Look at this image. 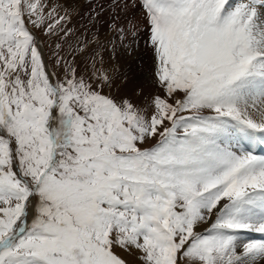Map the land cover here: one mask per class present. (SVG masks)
<instances>
[{"label": "rangeland", "instance_id": "rangeland-1", "mask_svg": "<svg viewBox=\"0 0 264 264\" xmlns=\"http://www.w3.org/2000/svg\"><path fill=\"white\" fill-rule=\"evenodd\" d=\"M138 1L0 0V241L27 184L38 197L32 226L0 264H219L204 259L202 242L222 256L230 242L255 243L239 235L259 230L237 222L241 233L225 235L218 216L228 206L218 208L197 171L221 152L222 117L243 123L228 84L255 63L237 47L255 8L155 0L163 25L151 40L143 9L152 0ZM262 15L249 38L256 56ZM224 93L229 104L219 103ZM220 179L226 191L231 179ZM251 195L239 214L261 211ZM188 208L203 219L183 221Z\"/></svg>", "mask_w": 264, "mask_h": 264}, {"label": "bare ground", "instance_id": "bare-ground-1", "mask_svg": "<svg viewBox=\"0 0 264 264\" xmlns=\"http://www.w3.org/2000/svg\"><path fill=\"white\" fill-rule=\"evenodd\" d=\"M138 3L140 2L138 1ZM143 10L146 12L148 16V21L151 26V32L148 33L149 35L148 37H150L152 40V36H154L155 34L153 33L154 26L152 22V17L147 13L145 9ZM256 13H258V15H256ZM256 13L253 15V18L255 20L254 25L251 26L249 24L248 28L246 27L247 28L246 37L248 43H250V46L252 43L249 41V38L253 35L254 28L258 24L261 13H263L262 16H264V9H259L256 11ZM260 36H261V40L264 39V32L263 34L261 33ZM261 47L264 50V43L262 44ZM254 53L250 51L248 54H246L247 57L253 58V60L255 61L254 65H249L247 62V64L241 65L240 69L246 70V69L254 68L257 69V71H263L264 62L256 60L255 58H259L261 56H256ZM219 55L221 56V51H219V48L214 47L211 53L208 55V59L210 57V62L212 65L218 60ZM206 61L203 64L205 69L208 66L205 64ZM44 62L45 65L47 66V62L45 59ZM224 65H225L224 63L218 65L217 70H221L225 72ZM218 77L219 76H214L213 78H218ZM237 78H235L236 80L234 79L229 82L228 89H231L230 86L232 85V83H234V86H232L231 90H235V92H232V94H235V96L239 95V99L236 100L237 101L236 104L233 103V107L237 108L235 111L236 112L238 111L237 116L239 117V119L242 122H244L248 127L252 128L251 131H248L249 136H248V132L243 129L242 132L244 138L242 142L244 144H239V142H236L234 134L231 130L228 131L226 128H220L219 132L222 133L221 135L222 144L221 146H219L221 148V152L215 151L213 155H211L212 157H210L209 160L205 159L201 163L197 171L202 172L204 175L208 177L207 179L208 189L212 191L215 189V191L212 192V195L213 197H216V199L218 200L217 201L219 205L218 208L219 209L222 208L223 210L225 207L228 206V208L222 214H220V216H218L220 217L219 218L220 221L218 222V225L221 227V229L223 228V230L230 233V234L227 233L224 234L231 235L232 232H235L237 234L241 233L239 232L240 229L237 230L238 227H236L233 224L236 222L237 225L241 227V229H246V227L248 229L251 227L258 229L259 231H254L249 229L251 232L255 233L252 234L251 236L248 234V232L246 234L245 232L242 231L243 235L240 234L238 239L240 240L241 236H243L246 240L250 242H255L254 244H257V248L254 247V244H252L250 247H240L239 245H235L234 243H232L230 246L229 245L231 243L230 242L227 245L226 249L228 248V250H230L231 253H228L227 251V253L223 254L225 256L224 257L222 256V253H218L220 251H223L224 250L223 248H218V247L214 248V246H210V243L207 242H202L201 244H204L203 247L205 246L206 247L205 249L207 251V253H203L205 254L204 259H209L211 258V255H214V259L216 260V262L218 260L222 261L219 264H264V206L260 205L259 203H254L257 206L262 207L261 211L255 210V212L257 213L253 212L252 210L245 209L246 211L243 212L241 211L239 214L238 212L239 209H237V206H240L241 203L243 202V200L239 202V198L248 199L247 201L252 203V199H250V197H252L251 194L256 195V197H258L259 195L261 199L264 201V199L262 198L263 196H261L259 192V190L264 188V160H262L261 158H257V159L252 158V155H256L258 151L259 152L264 151V87H263L264 80H258L256 76L253 77L247 76L245 78L246 80L244 78H241L242 83H239ZM231 79L232 76L230 77V80ZM236 81L238 82V84H235ZM220 96L222 97V99L218 97L219 103H221L222 100L223 104L226 103L229 104L228 102L233 100V97H230L226 93ZM239 106L241 108H239ZM50 119L51 120H49V123L52 122V118ZM244 146H247V148H245ZM219 176L220 178L222 176H225L226 178L231 179L229 181V184L228 183H227L228 185L226 184V187H228L226 191H223V186L221 185L223 183L222 180L219 178ZM218 190H220V192H218ZM191 209L188 208L185 212L178 213V215L182 218V220L184 219L183 221L189 218L191 220L194 219L195 221L203 219L202 215H200L202 214L201 212L199 214L197 211ZM29 215H31V213ZM215 217H217L216 214L212 218L213 221L215 220ZM251 223L254 224L250 225ZM197 256L200 257L199 255ZM221 256L224 258L220 259ZM163 257L165 256L161 257L162 260L165 259ZM190 263L199 264V260L193 258L190 259Z\"/></svg>", "mask_w": 264, "mask_h": 264}]
</instances>
